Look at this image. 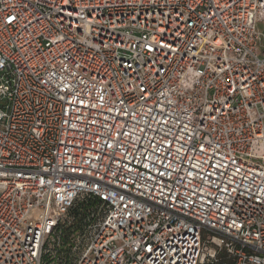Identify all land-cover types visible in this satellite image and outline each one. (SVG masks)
Listing matches in <instances>:
<instances>
[{
    "label": "built area",
    "instance_id": "1",
    "mask_svg": "<svg viewBox=\"0 0 264 264\" xmlns=\"http://www.w3.org/2000/svg\"><path fill=\"white\" fill-rule=\"evenodd\" d=\"M0 264H264V0H0Z\"/></svg>",
    "mask_w": 264,
    "mask_h": 264
}]
</instances>
